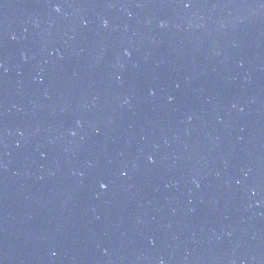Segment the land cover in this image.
Segmentation results:
<instances>
[{
	"label": "water",
	"instance_id": "1",
	"mask_svg": "<svg viewBox=\"0 0 264 264\" xmlns=\"http://www.w3.org/2000/svg\"><path fill=\"white\" fill-rule=\"evenodd\" d=\"M0 264H264V0H0Z\"/></svg>",
	"mask_w": 264,
	"mask_h": 264
},
{
	"label": "snow or ice",
	"instance_id": "2",
	"mask_svg": "<svg viewBox=\"0 0 264 264\" xmlns=\"http://www.w3.org/2000/svg\"><path fill=\"white\" fill-rule=\"evenodd\" d=\"M185 6H188V5H185ZM125 175H126V173H124ZM100 187H101V189H104V188H106L107 187V185L105 184V183H101L100 184Z\"/></svg>",
	"mask_w": 264,
	"mask_h": 264
}]
</instances>
